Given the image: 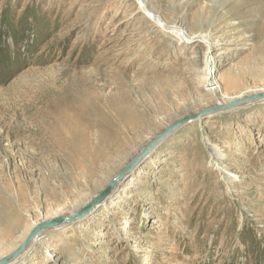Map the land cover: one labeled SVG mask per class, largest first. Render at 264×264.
Returning a JSON list of instances; mask_svg holds the SVG:
<instances>
[{
    "label": "rangeland",
    "instance_id": "obj_1",
    "mask_svg": "<svg viewBox=\"0 0 264 264\" xmlns=\"http://www.w3.org/2000/svg\"><path fill=\"white\" fill-rule=\"evenodd\" d=\"M261 91L264 0H0V258L170 123ZM127 178L8 264H264V99L189 122Z\"/></svg>",
    "mask_w": 264,
    "mask_h": 264
},
{
    "label": "water",
    "instance_id": "obj_2",
    "mask_svg": "<svg viewBox=\"0 0 264 264\" xmlns=\"http://www.w3.org/2000/svg\"><path fill=\"white\" fill-rule=\"evenodd\" d=\"M264 99V91L259 92L255 95H248L246 97L237 98L227 102V104H221L220 102L215 105L208 107L206 109L198 110L192 113H189L186 116L181 117L180 119L170 123L169 126L165 127L155 136H153L150 141L143 146L132 158L131 160L120 169L112 178L111 181L100 191L95 193L90 200H88L82 207L74 212H71L67 215H56L52 218L43 219L40 222L35 223V225L28 232L25 240L19 245L16 250L11 253L4 255L0 258V264H8L16 260V258L24 253L26 249L30 247L32 242L35 240L36 236L41 234L44 231L52 230L55 228H64L74 224V222L81 220L88 215H90L94 209L98 206L104 204L112 193L118 188V185L127 179L131 173L150 156V154L167 138L170 134L178 130L179 128L189 124V122L198 120L201 118H206L209 115L221 111L227 107H238L242 104L247 103L248 101H257Z\"/></svg>",
    "mask_w": 264,
    "mask_h": 264
},
{
    "label": "bare ground",
    "instance_id": "obj_3",
    "mask_svg": "<svg viewBox=\"0 0 264 264\" xmlns=\"http://www.w3.org/2000/svg\"><path fill=\"white\" fill-rule=\"evenodd\" d=\"M142 11L143 12H147V8L144 6L142 8ZM150 16V15H149ZM151 17V16H150ZM155 18H153L152 20H154L155 22H158L159 25H161L163 28H165L166 30L168 29V31H170L172 34H174L175 36H178V38H196L198 41H203L204 43L207 42V37L202 34V33H196V34H189L187 33V31H185L182 27L178 26V25H175V24H169V23H165L163 22L162 19H160L158 16H153ZM212 60H210V62H207L206 63V67H205V73H204V76H203V86H204V89L207 91H210V93L212 94V96H214L215 98H217L218 96L221 95V89H222V86L219 85L218 83V79L215 78V75H214V78H212ZM217 82V83H216ZM218 102H222L220 100H218ZM137 169V168H136ZM128 179V178H127ZM126 180L122 181L119 185H118V188L119 186H121L123 183H125ZM114 194V193H113ZM57 230H61V228H55V229H52L51 233H55V231ZM37 240H42L41 237H40V234L36 236L35 240L32 242V244L30 245V251L33 250V247L35 246L36 244V241ZM29 251V252H30ZM29 252H26V256H27V253ZM23 257V256H22ZM21 258V257H20ZM24 260V259H23Z\"/></svg>",
    "mask_w": 264,
    "mask_h": 264
}]
</instances>
